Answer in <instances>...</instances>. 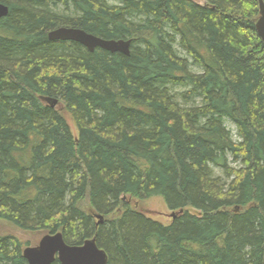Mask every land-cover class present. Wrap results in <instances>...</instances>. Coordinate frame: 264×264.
Masks as SVG:
<instances>
[{"label": "trees", "instance_id": "obj_1", "mask_svg": "<svg viewBox=\"0 0 264 264\" xmlns=\"http://www.w3.org/2000/svg\"><path fill=\"white\" fill-rule=\"evenodd\" d=\"M113 1L0 0V219L96 237L108 264H264L259 0ZM61 26L130 54L50 40ZM155 196L170 224L127 199ZM26 246L0 235V264Z\"/></svg>", "mask_w": 264, "mask_h": 264}, {"label": "water", "instance_id": "obj_2", "mask_svg": "<svg viewBox=\"0 0 264 264\" xmlns=\"http://www.w3.org/2000/svg\"><path fill=\"white\" fill-rule=\"evenodd\" d=\"M259 10L260 18L256 30L264 43V0H259ZM8 13V6L0 2V18L7 16ZM48 36L52 41L80 43L90 51L101 48L111 53L130 54L131 40H107L75 27L61 26L50 31ZM44 100L52 107L58 103L57 99L44 98ZM171 216L175 218L176 213H172ZM96 217L100 222L103 221L102 215L97 214ZM23 257L28 264H52L56 259L61 264H108L109 262L107 252L98 246L96 237L87 239L82 245H70L65 241L62 232L44 235L36 246L24 249Z\"/></svg>", "mask_w": 264, "mask_h": 264}, {"label": "rangeland", "instance_id": "obj_3", "mask_svg": "<svg viewBox=\"0 0 264 264\" xmlns=\"http://www.w3.org/2000/svg\"><path fill=\"white\" fill-rule=\"evenodd\" d=\"M194 1L199 2L201 4H204L205 2L204 0H194ZM109 2L113 3L114 1L109 0ZM55 107H57L63 112V114L67 118L72 128V131L75 134H77L75 123L72 120L68 111L65 110L64 106L60 103L59 104L57 103ZM226 125L232 131L234 139L237 140L238 138L236 136L235 126L230 122H228ZM217 175L223 177V174L221 173H217ZM127 199L129 200L131 205L144 211L146 214H148L153 219L160 221L164 224H170L172 222V216H171L172 211L167 207L163 198L159 196H155V197H151L145 200H137L131 197H127ZM83 205L86 209H90V204L88 200L84 201ZM191 211L195 212L193 209H191ZM8 234L14 235L17 238H19L21 241L26 243L28 245L26 247L36 246L39 243L40 239L45 235L43 231H25V230H22L16 227L15 225H13L12 223L6 220L0 219V235H8Z\"/></svg>", "mask_w": 264, "mask_h": 264}, {"label": "bare ground", "instance_id": "obj_4", "mask_svg": "<svg viewBox=\"0 0 264 264\" xmlns=\"http://www.w3.org/2000/svg\"><path fill=\"white\" fill-rule=\"evenodd\" d=\"M259 3V2H258ZM99 37V36H98ZM172 213H176V212H172ZM52 234H54V233H52ZM24 251V250H23ZM28 264V263H27Z\"/></svg>", "mask_w": 264, "mask_h": 264}]
</instances>
